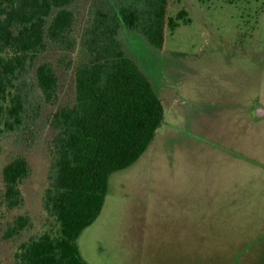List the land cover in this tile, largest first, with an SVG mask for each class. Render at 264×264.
<instances>
[{
	"label": "rangeland",
	"instance_id": "obj_1",
	"mask_svg": "<svg viewBox=\"0 0 264 264\" xmlns=\"http://www.w3.org/2000/svg\"><path fill=\"white\" fill-rule=\"evenodd\" d=\"M122 1L75 0L71 45L48 42L38 58L55 67L56 97L43 100L28 79L25 124L0 135V264H13L21 242L54 228L43 207L50 119L74 100L95 12ZM169 1V14L184 9L190 22L168 30L162 50L139 32L119 31L164 117L141 157L110 176L99 220L79 245L93 264H264V0ZM19 156L29 164L24 202L8 210L2 170ZM19 215L30 225L5 239Z\"/></svg>",
	"mask_w": 264,
	"mask_h": 264
},
{
	"label": "trees",
	"instance_id": "obj_2",
	"mask_svg": "<svg viewBox=\"0 0 264 264\" xmlns=\"http://www.w3.org/2000/svg\"><path fill=\"white\" fill-rule=\"evenodd\" d=\"M75 0H0V135L21 129L30 87L50 102L58 75L50 61H38L47 43L71 45ZM169 0H123L98 9L85 31L88 59L74 71V100L55 110L48 142L51 157L43 207L54 228L21 242L13 264H89L78 240L101 214L110 176L134 164L148 149L164 117L152 82L126 52L119 31L139 32L162 50L167 31L190 22L183 9L169 14ZM29 164L16 157L2 170L3 203L21 206L20 185ZM30 225L19 215L7 227L10 239Z\"/></svg>",
	"mask_w": 264,
	"mask_h": 264
},
{
	"label": "crops",
	"instance_id": "obj_3",
	"mask_svg": "<svg viewBox=\"0 0 264 264\" xmlns=\"http://www.w3.org/2000/svg\"><path fill=\"white\" fill-rule=\"evenodd\" d=\"M99 217H100V215H99ZM98 217V218H99ZM97 218V220L93 223V224H95L99 219ZM93 224L90 226V227H92L93 226ZM87 230V229H86ZM83 233H85V232H83ZM83 233L81 234V236L83 235ZM80 236V237H81ZM80 237H79V239H80ZM99 241V240H98ZM78 244H79V242H78ZM79 249H80V252H81V254H82V256H83V258L89 263V264H93V263H90L85 257H84V252H86L87 254H88V251H87V248L83 251L82 249H81V247H80V245H79ZM94 256V255H93ZM98 256V255H97ZM96 255L94 256V258L97 260V261H99V258L97 257Z\"/></svg>",
	"mask_w": 264,
	"mask_h": 264
}]
</instances>
